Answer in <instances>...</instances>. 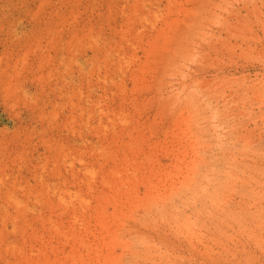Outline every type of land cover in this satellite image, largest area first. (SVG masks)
Instances as JSON below:
<instances>
[{
    "label": "rangeland",
    "instance_id": "374dc122",
    "mask_svg": "<svg viewBox=\"0 0 264 264\" xmlns=\"http://www.w3.org/2000/svg\"><path fill=\"white\" fill-rule=\"evenodd\" d=\"M167 2L0 0V264H264V21Z\"/></svg>",
    "mask_w": 264,
    "mask_h": 264
},
{
    "label": "bare ground",
    "instance_id": "6f19581e",
    "mask_svg": "<svg viewBox=\"0 0 264 264\" xmlns=\"http://www.w3.org/2000/svg\"><path fill=\"white\" fill-rule=\"evenodd\" d=\"M154 2H157L158 0H153ZM166 1H168L167 3L171 6V3L174 1V0H166ZM184 1V3H183V13H182V15H181V13H180V15H181V18H179V19H177V21H179L177 24H176V22H175V25L172 27V29L173 30H170V29H168L169 31H167L168 33L169 32H171L172 33V35H168L170 38L168 39V42L166 41V39L168 38L167 36H166V38H165V42H167L166 43V45L165 44H163L162 46H160L159 47V50H157V52H155L153 55L154 56H158V54L159 53H162L163 52V56H161V57H157L156 58V60L155 61H153V63L156 65V67H155V74H157L160 70L162 71V70H164V69H174V67H176L177 65H178V62H180V60L182 61V62H186L187 61V59H189V58H187L186 57V55L188 56V54L187 53H189L188 52V45H189V48H190V44H188V43H191V41H190V39L192 38L191 36H193V34L194 33H198V36L200 37V38H202V42H204L203 44H205L206 42V40L205 41H203V38H205V36L204 35H202L201 34V32H203V33H205L204 31H202L201 29V27L203 26L204 27V25L206 24V23H208V25H207V27H209V25L210 26H212L211 25V23H212V20L214 19L216 22H218V21H223L224 23H225V21H227V23H228V21H243V24H244V21H248L247 19H249L250 18V16L252 15V16H254L253 18H254V20H258L259 19V21L261 20L262 22L264 21V0H259V4L257 5L256 3H254L252 6H251V9H250V7H248L247 6V4L249 5V3H245L243 6H241V8L244 10V12H245V14L242 16V15H240V12H241V10H240V8H237L236 7V9L235 10H231V9H234L233 8V6L231 7L230 5H232V4H230V2L231 1H233V0H230V2H229V0H183ZM235 2L237 1V0H234ZM249 1V0H248ZM150 2H152V0H150ZM239 2H240V0H239ZM242 2V1H241ZM244 2H245V0H244ZM250 2V1H249ZM174 3V2H173ZM176 3V2H175ZM179 3V2H178ZM232 3V2H231ZM243 3V2H242ZM175 5H178L177 3L175 4ZM179 5H180V7H181V4L179 3ZM178 5V6H179ZM149 7H151L150 5H148ZM167 6V5H166ZM230 6V7H229ZM180 7H178L179 9H180ZM177 8V7H176ZM178 8H177V12L176 13H178ZM170 9V8H169ZM171 11H173V9L171 10ZM175 11V10H174ZM232 11H234L233 13H232ZM182 12V11H181ZM256 12V14H254ZM258 12V13H257ZM259 12H260V14L262 13V15H259ZM141 20V19H140ZM214 20H213V22H214ZM203 21H205L206 23L204 24V25H202V23H203ZM211 21V22H210ZM250 21V20H249ZM223 22H219L217 25H219L218 27H220V26H222L221 24L223 23ZM231 22V24H233ZM173 23H174V21H173ZM215 23V22H214ZM240 23H242V22H240ZM246 23V22H245ZM247 23H249V22H247ZM264 23V22H263ZM262 23V24H263ZM172 24V23H171ZM170 24V25H171ZM213 24V23H212ZM216 24V23H215ZM237 24V23H236ZM214 25V24H213ZM224 25V31H227L226 30V27H225V25H227V24H223ZM229 25H230V23H229ZM229 25H227V27L229 26ZM264 25V24H263ZM239 26V25H238ZM244 26H246V25H244ZM169 27H171V26H169ZM206 27V26H205ZM230 28H232V26H229ZM228 27V28H229ZM233 27H234V24H233ZM242 27H243V25H242ZM250 27V26H249ZM201 28V29H200ZM221 28V27H220ZM240 28V27H239ZM198 29V31H199V29L201 30L200 31V33L198 32V31H196ZM212 28L210 27V28H208V30H211ZM218 29V28H217ZM243 29V28H242ZM242 29H239L238 31H240V30H242ZM246 29V28H245ZM244 29V30H245ZM219 30V29H218ZM234 30V29H233ZM247 30H249V29H247ZM196 31V32H195ZM212 31V30H211ZM213 31H215V30H213ZM212 31V32H213ZM217 31V30H216ZM221 31V30H220ZM232 31V30H231ZM207 32V31H206ZM222 32V31H221ZM229 32H230V30H229ZM235 32H237L236 30H235ZM170 33V34H171ZM197 33L196 34H194V37L195 36H197ZM208 33H210V32H208ZM220 33V32H219ZM232 33V32H231ZM199 34H201L202 36H204V37H201ZM206 34V33H205ZM212 34V33H211ZM224 34V33H223ZM235 33H233V35H234ZM239 34V33H238ZM227 35V34H226ZM197 36V37H198ZM208 36H209V34H208ZM207 36V37H208ZM210 36H212V35H210ZM210 36L207 38V40L210 38ZM213 36H214V34H213ZM218 36V35H217ZM216 36V39L217 38H219V37H217ZM223 36V35H222ZM228 36V35H227ZM231 36V35H230ZM191 37V38H190ZM193 37V38H194ZM197 37H195V38H197ZM198 37V38H199ZM232 37V36H231ZM234 37V36H233ZM198 38H197V40H198ZM212 38V37H211ZM210 38V39H211ZM213 38H215V37H213ZM241 38V37H240ZM209 39V43H213V41L211 42V40ZM215 39V40H216ZM220 39V38H219ZM230 39V38H229ZM228 39V40H229ZM234 39V38H233ZM164 40V39H163ZM162 40V41H163ZM193 40V39H192ZM200 40V39H199ZM238 40V39H237ZM201 41V40H200ZM215 42H217V41H215ZM214 42V43H215ZM221 42H222V40H221ZM227 42V41H226ZM163 43H164V41H163ZM196 43H197V41H196ZM213 43V45H215ZM224 43V42H223ZM192 44H194L195 45V42L193 43H191V48H192ZM206 44H208V41H207V43ZM219 44H220V42H219ZM225 44V43H224ZM211 45V44H210ZM213 45H211L210 47H213ZM221 45V44H220ZM197 46V45H196ZM208 46V45H207ZM206 46V47H207ZM217 46V45H216ZM227 46H229V45H227ZM200 46H198V48H199ZM209 47V46H208ZM210 47L208 48V49H210ZM215 47V46H214ZM213 47V48H214ZM190 48V49H191ZM195 48V47H194ZM193 48V49H194ZM225 48V47H224ZM215 49L216 48H214V50H209V51H214L215 53H216V51H215ZM226 49V48H225ZM192 50V49H191ZM190 50V52H192V53H196L195 51L193 52V51H191ZM199 50V49H198ZM218 50V49H217ZM220 50H221V48H220ZM224 51H226V50H224ZM223 51V52H224ZM187 52V53H186ZM198 52V51H197ZM207 52V51H206ZM222 52V51H221ZM186 53V54H185ZM231 52H229V54H230ZM184 54H185V56H184ZM201 54V53H200ZM208 54V53H207ZM234 54V53H233ZM190 55H193V54H191L190 53ZM189 55V56H190ZM235 55V54H234ZM183 56L185 57V58H183ZM194 57H196L197 56V54L196 55H193ZM193 56H192V58H193ZM191 57V56H190ZM201 57V56H200ZM204 58L206 57V56H203ZM155 58V57H154ZM191 58V59H192ZM202 58V57H201ZM203 58V59H204ZM185 60V61H183V60ZM210 59V58H209ZM194 60L196 61V59L194 58ZM193 60V61H194ZM211 60V59H210ZM210 60L208 61V62H210ZM189 61V60H188ZM194 61V62H195ZM200 61V60H199ZM204 61H206V60H204ZM212 61V60H211ZM194 62H192L191 60L189 61V63H194ZM203 62V61H202ZM198 63V62H197ZM214 63V62H213ZM181 64H183V63H180L179 64V66H182V68H183V65H181ZM201 64V63H200ZM204 64V63H203ZM185 66H187V64L185 65ZM178 67V66H177ZM215 77V76H214ZM209 79H211V78H209ZM213 79V78H212ZM218 79V78H217ZM223 79V78H222ZM206 80V79H205ZM216 80V79H215ZM198 81V80H197ZM220 81V80H219ZM227 81V80H226ZM199 82V81H198ZM202 82V81H201ZM229 82V81H228ZM228 82H225L224 81V83H228ZM231 82H232V80H231ZM200 83V82H199ZM211 83H212V81H211ZM206 83H200V84H198L199 86L198 87H206V85H205ZM219 84H221V83H219ZM230 84V83H229ZM208 85V84H207ZM211 85V84H210ZM212 85H213V83H212ZM218 85V84H217ZM225 85V84H224ZM223 85V86H224ZM184 86V85H183ZM232 86V85H231ZM210 87V86H209ZM212 87V86H211ZM217 87V86H216ZM227 87V86H226ZM225 87V88H226ZM223 88V87H222ZM231 88V87H230ZM202 89H204V88H202ZM210 89V88H209ZM215 89V88H214ZM217 89V88H216ZM246 89V88H245ZM244 89V90H245ZM200 90V89H199ZM220 89H218L217 91H219ZM234 90V89H233ZM148 91L150 92V93H154V92H156V87H151V88H149L148 89ZM211 91H212V89H211ZM215 91V90H214ZM220 91H222V90H220ZM206 92H207V90H206ZM216 92V91H215ZM214 92V93H215ZM224 92V91H223ZM232 92V91H231ZM213 93V94H214ZM220 93V92H219ZM222 93V92H221ZM237 93V92H236ZM206 94V93H205ZM225 94V93H224ZM228 94V93H227ZM208 95V94H207ZM220 95V94H219ZM218 95V96H219ZM222 95V94H221ZM226 95V94H225ZM215 96V95H214ZM229 96H231V94H230V92H229ZM233 96V95H232ZM228 98V97H227ZM226 98V99H227ZM229 99V98H228ZM225 101V100H224ZM231 103V102H230ZM86 168V167H85ZM91 171H92V169H91ZM89 172V171H88ZM91 173V172H90ZM93 173V172H92ZM6 191V190H5ZM53 191V190H52ZM13 193V192H12ZM38 193V192H37ZM47 193V192H46ZM30 194V193H29ZM28 194V195H29ZM34 194V193H33ZM55 194V193H54ZM14 195V194H13ZM36 195V194H35ZM61 195V194H60ZM59 195V196H60ZM73 195H75L74 193H73ZM151 195H153V194H151ZM5 196H7V195H5ZM12 196V195H11ZM37 196V195H36ZM50 196V195H49ZM58 196V195H57ZM63 196V195H62ZM16 197V196H15ZM81 197V196H80ZM229 197V196H228ZM13 198V197H12ZM69 198V197H68ZM9 199V198H8ZM16 199H17V197H16ZM61 199V198H60ZM40 200V199H39ZM81 199H79L78 201H80ZM83 200V199H82ZM227 200H229V199H227ZM9 201V200H8ZM11 201V200H10ZM84 201V200H83ZM219 201V200H218ZM221 201V200H220ZM223 202L225 201V200H222ZM222 201L221 202H219V203H222ZM232 202V201H231ZM230 202V203H231ZM212 203V202H211ZM215 203V202H214ZM226 202H224V204H225ZM10 204H12V203H10ZM213 204V203H212ZM215 204H217V203H215ZM24 206V205H23ZM217 206H218V204H217ZM224 206V205H223ZM231 206V205H230ZM13 207V206H12ZM20 209H22V208H20ZM15 210V209H14ZM7 211V210H6ZM19 211V210H18ZM22 211H24V210H22ZM8 214V213H7ZM9 217V216H8ZM72 218H74L75 219V217H72ZM77 219V218H76ZM74 221V220H73ZM53 224V223H52ZM0 241H1V239H0ZM4 245V244H3ZM11 249H12V247H11ZM191 251V250H190ZM176 252V251H175ZM192 252V251H191ZM201 257V256H200Z\"/></svg>",
    "mask_w": 264,
    "mask_h": 264
}]
</instances>
